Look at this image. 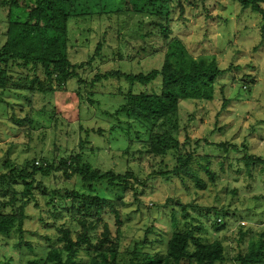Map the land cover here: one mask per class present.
Returning <instances> with one entry per match:
<instances>
[{"label": "rangeland", "instance_id": "rangeland-1", "mask_svg": "<svg viewBox=\"0 0 264 264\" xmlns=\"http://www.w3.org/2000/svg\"><path fill=\"white\" fill-rule=\"evenodd\" d=\"M126 1L119 0L120 7L126 8ZM238 1H171L157 15L155 2L141 12L71 19L67 55L76 66L75 76L60 90L53 78L52 93L37 90L36 82L28 84L44 81L40 67L8 71L7 91L0 94V174L12 171L16 176L24 169L28 174L31 160L39 167L42 160L57 165L60 159L80 155V162L92 169L119 175L130 172L133 179L132 188H114L106 181L89 188L78 175L36 172L26 176L31 189L23 196L22 179L8 186L3 183L6 176L0 180V200L12 195L16 205L21 201L26 205L22 239L0 235V264L34 259L43 264L47 252L60 245L58 227L69 229L74 240L82 213L68 209L71 200L66 197L71 193L120 203L116 264H129L131 252L162 257L169 237L177 232L190 236L189 252L197 244L194 239L199 244L221 241L223 264H237L234 257L264 234V22L259 13L242 9ZM257 5L264 10V0ZM6 16V6L0 5V43ZM156 23L169 29L166 39ZM173 41L194 59L214 58L225 73L215 80L211 101L179 102L177 148L169 147L158 156L146 152L155 143V134L149 136L140 123L116 111L132 105L127 100L129 90L158 93L160 78L145 86L116 77L92 81L110 71L146 75L159 70ZM187 154L192 155L189 171L196 179L190 174L160 175ZM245 155L261 160L246 166ZM203 157H208V163ZM101 222L115 237L114 214L104 210L96 236L102 231ZM88 261L79 252L74 264Z\"/></svg>", "mask_w": 264, "mask_h": 264}, {"label": "trees", "instance_id": "trees-1", "mask_svg": "<svg viewBox=\"0 0 264 264\" xmlns=\"http://www.w3.org/2000/svg\"><path fill=\"white\" fill-rule=\"evenodd\" d=\"M119 0H0L1 6H6L7 16L5 21L4 40L0 43V94L7 91L9 81L8 71L12 67L29 68L34 70L40 67L44 75V81L33 79L38 89L42 92L52 93L54 88L51 86L53 78L57 82V90L62 89L66 83L75 76L76 66L68 60L67 51L69 49L68 24L71 19L83 17H101L117 15L123 11L141 12L147 6H153L158 2V9H167L165 3H180L181 0H127V6L120 7ZM172 1V2H171ZM194 1V0H192ZM192 1L188 2L192 4ZM205 1V0H200ZM258 0H239L242 9L250 8L252 11L261 15L264 22V10L258 7ZM150 6V7H151ZM180 6V5H179ZM181 7V6H180ZM182 8V7H181ZM166 11V10H165ZM165 14L162 20H166ZM166 22V21H165ZM163 39L167 38L169 29L163 25H154ZM263 30V29H261ZM97 45L95 54L98 53ZM163 65L159 70H152L146 75H128L117 71H110L102 75H96L92 82L106 80L107 78H123L127 83L149 85L158 77L161 80L158 93L140 92L132 94L129 90L127 100L132 105H123L116 111L125 113L127 118H132L146 129L149 136L154 133L156 141L150 145L146 151L149 154L162 156L169 147L176 150L178 143L174 138L177 130L176 116L178 105L181 100H194L209 102L213 99L214 82L225 73L219 70L214 58H192L185 53L180 42L173 41L168 51L164 55ZM92 59V58H91ZM91 82V85H92ZM33 91V90H31ZM163 144V145H162ZM82 146V145H81ZM83 147V146H82ZM220 148L225 147L219 144ZM141 154V153H140ZM208 163V157H203ZM246 166L252 162H260V158L244 156ZM34 162V161H33ZM32 160L26 167L31 168V172L26 174L24 170L15 176L12 171L8 173V186L16 183V178L22 179L25 185L23 196L27 195L31 189V184L26 182V176L39 172L42 176H48L51 172L63 171L65 175L72 174L81 177L83 183L92 184L106 181L114 188H132L130 180L133 176L130 172L124 175L113 173L114 171H99L92 169L89 164L80 162V155L69 157L68 160H61L57 165L48 164L43 160L39 167L32 165ZM177 166L170 172H160L164 178L170 174H190L192 169V155L187 154L184 158L175 159ZM46 166H42L43 164ZM30 164V165H29ZM0 174V180L6 178ZM194 179V175L190 174ZM2 196V195H1ZM66 198L71 200L69 210L81 212L80 218L76 220L77 231L75 239L71 237V231L58 227L57 243L60 244L51 248L46 255L43 264H74L79 252H84L88 256V264H116L118 259V236L120 234V218L117 207L120 203L113 202L107 198L96 195H76L71 193ZM80 198V202L77 199ZM14 197L11 195L6 201L0 200V235L9 237L12 234L23 237V210L26 202L21 201L16 205ZM78 202V203H77ZM170 201H166V204ZM6 209H8L6 211ZM104 210L114 214L116 221L115 237L106 222H101L102 231L99 236L95 235L96 229L100 226L101 214ZM226 216L222 212V217ZM215 221L219 224V218ZM264 234H261L255 241H251L246 246L244 252L238 253L234 257L237 264H264ZM197 242L192 252L187 250L190 236L186 233H173L166 244L165 254L162 257L152 258L149 255H141L138 252L129 254V264H223L224 249L221 241H213L208 244ZM145 243V241L143 242ZM18 247V246H17ZM140 259L138 260V257ZM26 264H41L34 259Z\"/></svg>", "mask_w": 264, "mask_h": 264}]
</instances>
